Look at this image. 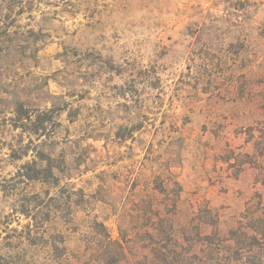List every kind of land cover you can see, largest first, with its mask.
Masks as SVG:
<instances>
[{
	"label": "rangeland",
	"instance_id": "obj_1",
	"mask_svg": "<svg viewBox=\"0 0 264 264\" xmlns=\"http://www.w3.org/2000/svg\"><path fill=\"white\" fill-rule=\"evenodd\" d=\"M24 6L0 9L1 32L15 33L0 46V264H99L104 253L156 264L154 235L200 253L201 208L227 236L249 205L264 207V0ZM19 103L53 111L42 148L66 161L57 185L18 175L35 159L16 158L29 142ZM32 195L35 221L21 213Z\"/></svg>",
	"mask_w": 264,
	"mask_h": 264
},
{
	"label": "trees",
	"instance_id": "obj_2",
	"mask_svg": "<svg viewBox=\"0 0 264 264\" xmlns=\"http://www.w3.org/2000/svg\"><path fill=\"white\" fill-rule=\"evenodd\" d=\"M25 2L26 0H2L0 9L6 8L14 11L18 8L20 9L18 15H21ZM14 34L7 29L1 32L0 29L1 49L7 46L4 44L14 41ZM52 112L30 111L22 103H19L16 107L15 118L13 120L16 127L21 130V138H24L26 135L29 136L28 143L21 142L19 147L20 153L16 156L17 160H23L30 152L35 153V159L23 163L18 168V175L30 181H46L57 185L58 181H56V177L55 181H51L52 178L54 179L53 171H63L66 167V161L63 156L52 155L53 153H48L42 148L48 142L49 125L53 121ZM12 157H14L13 154ZM177 185L179 190H181L180 185L178 183ZM36 200L40 202L39 196L32 195L30 198H25L21 201V213L34 221L37 218L36 213L33 211L37 207V203L35 204ZM50 201H58V199L51 197ZM195 219L201 220L200 225L213 228L209 233H202L200 225L195 226L198 229L195 243L200 246V253L187 255V245L174 239L172 233L167 234V240L154 235L151 251L153 261L156 264H210L213 261H216L218 264H226L232 256H236V261L241 264H264V207L261 204L257 205L256 208L249 205L237 221L236 226L229 230L227 236L221 235L219 229H217L216 225L219 218L210 207L201 208L192 220L195 221ZM159 220L163 221L164 218ZM98 226L102 227L103 225L99 224ZM170 228L174 230L172 225ZM188 228L189 225L184 226L183 230L187 231ZM183 236V240H187L185 239V236L187 237L185 233ZM106 241L107 245L122 247L118 241L112 240L108 235L106 236ZM173 242H175V245L172 248L165 245ZM29 245L36 246L37 244L32 241ZM51 247L54 254V245ZM101 256L99 264H118L120 261L119 255L116 254L104 253ZM228 262L230 264V261Z\"/></svg>",
	"mask_w": 264,
	"mask_h": 264
}]
</instances>
